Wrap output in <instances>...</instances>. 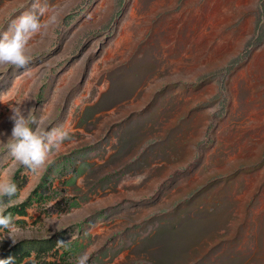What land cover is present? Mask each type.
I'll use <instances>...</instances> for the list:
<instances>
[{"label": "rangeland", "instance_id": "1", "mask_svg": "<svg viewBox=\"0 0 264 264\" xmlns=\"http://www.w3.org/2000/svg\"><path fill=\"white\" fill-rule=\"evenodd\" d=\"M24 13L44 27L0 65V172L26 178L14 205L46 199L0 256L53 241L48 264H264V0H0V32ZM17 101L68 132L43 171L4 145Z\"/></svg>", "mask_w": 264, "mask_h": 264}, {"label": "clouds", "instance_id": "2", "mask_svg": "<svg viewBox=\"0 0 264 264\" xmlns=\"http://www.w3.org/2000/svg\"><path fill=\"white\" fill-rule=\"evenodd\" d=\"M54 20L55 17H52L49 22H54ZM43 27L44 24L35 13H24L13 19L7 29L0 32V65L17 67L25 65L30 58L29 41ZM24 101H17L16 104L10 105L12 108L10 119L13 121V127L11 134L3 142L17 166L24 165L33 172L43 171L61 150L68 132L47 127V114L44 113L37 117L32 112V108L23 107ZM0 135L4 134L0 133ZM17 174H19V180L26 179L20 177V172L14 176V171L11 169L0 172V208L30 202L26 200L14 205L19 198L18 196L16 200L14 199L18 192V186L14 180ZM48 184L49 182L46 185ZM39 190L40 188L37 191ZM33 201H35V196ZM31 203L28 208L32 206ZM16 217L14 219L10 214L0 212V240L10 237L12 243L15 244L21 239L22 230L15 223ZM53 223L56 225V230H61L59 219L56 216L51 218L49 225ZM89 257L90 252H84L76 258V264H88ZM11 261V257L0 259V264H11Z\"/></svg>", "mask_w": 264, "mask_h": 264}, {"label": "trees", "instance_id": "3", "mask_svg": "<svg viewBox=\"0 0 264 264\" xmlns=\"http://www.w3.org/2000/svg\"><path fill=\"white\" fill-rule=\"evenodd\" d=\"M19 174L16 175L15 177V183L18 186V192L14 199L16 200L19 196V193L21 192L22 187H24V179L19 180ZM46 185V184H45ZM41 191V188L39 191H36L34 196H35V201L31 200L30 202H25L24 204L17 205V206H10L8 207L6 213L10 214L14 219L16 216H26L27 214V209L29 204L40 202L42 204V201L45 200V196ZM5 200L7 199L6 197L4 198ZM28 204V205H26ZM22 222V221H21ZM40 245V246H37ZM37 245L33 244H24V245H19L17 248H12L10 250H7L4 252L3 255L0 256V259H8L12 258L11 264H48L41 260V257H43L46 254H50L53 250H56V242L53 241H44L43 243H37ZM37 246V247H36ZM57 251V250H56ZM73 251L70 250H65L64 254L65 256H62L61 254H56L60 256L62 259H67L68 255L72 254ZM33 259V260H32ZM27 260L28 263H26Z\"/></svg>", "mask_w": 264, "mask_h": 264}, {"label": "bare ground", "instance_id": "4", "mask_svg": "<svg viewBox=\"0 0 264 264\" xmlns=\"http://www.w3.org/2000/svg\"><path fill=\"white\" fill-rule=\"evenodd\" d=\"M131 34L130 33H125V34H123V35H121L120 36V38H118V40H117V42H116V48L117 47H120L122 44H124V43H128V42H130V40H131V36H130ZM112 50H113V48H112ZM111 53V52H110ZM110 56H112V55H110ZM107 58V57H106ZM105 58V59H106ZM113 58V57H112ZM104 59V60H105ZM78 103V102H77Z\"/></svg>", "mask_w": 264, "mask_h": 264}]
</instances>
